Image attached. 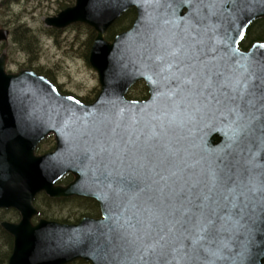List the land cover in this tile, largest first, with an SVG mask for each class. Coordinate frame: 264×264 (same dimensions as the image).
Returning a JSON list of instances; mask_svg holds the SVG:
<instances>
[{
	"label": "water",
	"instance_id": "1",
	"mask_svg": "<svg viewBox=\"0 0 264 264\" xmlns=\"http://www.w3.org/2000/svg\"><path fill=\"white\" fill-rule=\"evenodd\" d=\"M259 19L264 0H76L45 23L95 29L91 103L2 54L0 209L21 215L2 224L8 264H264V42L240 45ZM140 82L148 97L129 98ZM40 193L101 217L35 224Z\"/></svg>",
	"mask_w": 264,
	"mask_h": 264
},
{
	"label": "rangeland",
	"instance_id": "2",
	"mask_svg": "<svg viewBox=\"0 0 264 264\" xmlns=\"http://www.w3.org/2000/svg\"><path fill=\"white\" fill-rule=\"evenodd\" d=\"M2 1L10 2V5L0 11V29H8L10 37L7 41L0 42V56L7 53L10 69L13 71L21 66H34L43 72L49 71L47 73L64 91L78 97L95 98L100 84L96 71L85 58L86 42L90 37L88 29L71 26L58 31L45 23L47 17L55 16L64 9L62 4H69V0H0ZM20 27L30 28L38 36L41 44L39 53L31 56L14 42V32ZM39 198L37 205H42ZM57 212L56 207L48 210L51 219L52 216H60V212ZM75 216H79L77 211ZM6 251L5 240L0 236V253L4 255Z\"/></svg>",
	"mask_w": 264,
	"mask_h": 264
},
{
	"label": "flooded vegetation",
	"instance_id": "3",
	"mask_svg": "<svg viewBox=\"0 0 264 264\" xmlns=\"http://www.w3.org/2000/svg\"><path fill=\"white\" fill-rule=\"evenodd\" d=\"M75 3H76V0H69V4H72V5H69V4L65 3L66 4L65 8L75 5ZM5 5H7V6H5ZM9 5H10V2H8V3H6V1L0 2V11L4 7L8 8ZM260 20H264V19H259V20L255 21L248 28V30L246 32V35H245V37L243 38V40L241 41V44H240L241 48H242L243 44L247 48V49H243L242 48L243 50H248L256 42H264V40H251L250 42L246 43V41H247V39L249 37L248 36L249 32L257 24V22H259ZM59 30H64V29H58V31ZM7 68L9 70V72H14V73L18 72L19 70H21L23 68H29V69L35 71L34 66H32V67L21 66V68H18V70H13V71L10 69L9 65L7 66ZM55 83L59 87L60 84H58L57 82H55ZM141 83L145 84V82H141ZM69 94L74 95L71 92ZM74 96H76V95H74ZM76 97H78V96H76ZM147 97H148V95H147ZM78 98H80V97H78ZM95 98L91 102H93L95 100ZM138 100H141V99H138ZM91 102H89V103H91ZM86 103H88V102H86ZM52 137H53L52 139L54 140V144H55L54 146H56L55 138H54V136H52ZM54 149H55V147H54ZM53 150H51V151H53ZM72 181H73V176L71 174H68L61 181H59L58 184L65 186V185H68L69 183H71ZM43 196H46L49 199H51V203L49 205H45L44 202H42V205H41L42 207H39V205H37V200H38L39 197L40 198H44ZM34 204H35L36 208L40 211V215H38V216L33 218V222L35 224L38 223L40 218H44V219H47V220L58 221V222H61V223L74 224V223L79 222L81 218L86 217V216L87 217H92V218L101 217L100 205L98 204V202L96 200L91 199V198L71 197V198H66V199H64V198L63 199H53V198H50L45 193H40V194L37 195V197H36V199L34 201ZM52 207H56V209L58 210L57 213L60 212V216H52V219H51L50 216H46L45 215L44 211L48 213V210H51ZM75 211L78 212L79 216H75ZM11 215H13V217H10ZM20 220H21V215H20V212H18L17 210H15V209H0V236L2 238H4L5 245L7 246V251L4 254L5 257H6V260H4V255L2 253H0V256L3 255V257L1 258V263L0 264H8V261H9L11 255H12L13 247H14V238H13V236L8 231H6L3 228L2 224H3V222L18 223V222H20ZM73 263H75V262H73ZM73 263H70V264H73Z\"/></svg>",
	"mask_w": 264,
	"mask_h": 264
},
{
	"label": "trees",
	"instance_id": "4",
	"mask_svg": "<svg viewBox=\"0 0 264 264\" xmlns=\"http://www.w3.org/2000/svg\"><path fill=\"white\" fill-rule=\"evenodd\" d=\"M62 7H66V4H62ZM136 18V11L134 9H130L127 13H125L123 15L122 18H120L115 25L108 31L106 38L108 40H113V38L115 37V35H117L120 32L126 31L128 30L134 20ZM74 28L76 29H80V28H87L89 31V40L86 42V46H87V50L85 51V58L88 61L89 59V53H90V49L92 46V43L94 41V38L96 36L95 31L86 26V25H74ZM14 38H15V43L18 44L20 46V48L27 52L29 55L33 56L36 53H39L40 50V39L38 38V36L34 33V31H32L30 28L27 27H20L18 30H16L14 32ZM248 39L246 41L250 42L251 40H264V20H260L259 22H257V24L251 29V31L248 34ZM243 49H247L244 44L242 45ZM35 71L41 75H44L46 77H48L52 82H56L51 75H49L47 72L49 71H41L39 68H35ZM56 84V83H55ZM59 88L62 92L68 94L69 92L64 91L61 86L59 85ZM97 92H99V90H97ZM148 95V90L147 87L144 83H138L135 85V87L131 90L130 94H129V98L132 99H145ZM80 99H82L84 102H91L94 98H87V97H80ZM52 136L47 137L37 148V152L39 154H43L46 152H49L51 150L54 149V140L52 139ZM44 198H40V203L44 202L45 205H49L51 203V199H49L46 196H43ZM39 207H42L39 204ZM46 216H50L49 213L44 212ZM1 263V260H0ZM73 264H89L83 260H78Z\"/></svg>",
	"mask_w": 264,
	"mask_h": 264
},
{
	"label": "bare ground",
	"instance_id": "5",
	"mask_svg": "<svg viewBox=\"0 0 264 264\" xmlns=\"http://www.w3.org/2000/svg\"><path fill=\"white\" fill-rule=\"evenodd\" d=\"M80 25H85V24H80ZM115 24H113L108 30H107V33H108V31L114 26ZM86 26H88V25H86ZM88 27H90V28H92L94 31H95V29L93 28V27H91V26H88ZM95 33H96V31H95ZM107 33H106V36H107ZM89 55H90V53H89ZM64 93V92H63ZM66 94V93H65Z\"/></svg>",
	"mask_w": 264,
	"mask_h": 264
}]
</instances>
